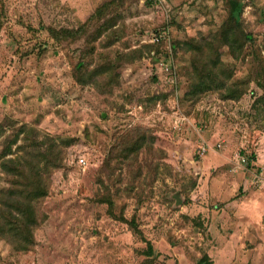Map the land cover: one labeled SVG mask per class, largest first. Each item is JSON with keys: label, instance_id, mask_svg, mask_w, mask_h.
I'll list each match as a JSON object with an SVG mask.
<instances>
[{"label": "rangeland", "instance_id": "obj_1", "mask_svg": "<svg viewBox=\"0 0 264 264\" xmlns=\"http://www.w3.org/2000/svg\"><path fill=\"white\" fill-rule=\"evenodd\" d=\"M0 6V191L50 184L0 264H264V0Z\"/></svg>", "mask_w": 264, "mask_h": 264}, {"label": "trees", "instance_id": "obj_2", "mask_svg": "<svg viewBox=\"0 0 264 264\" xmlns=\"http://www.w3.org/2000/svg\"><path fill=\"white\" fill-rule=\"evenodd\" d=\"M1 17L2 8L0 6V29L2 26ZM226 31H228L227 28ZM236 31L238 32V34L242 33L241 31H239V29H236ZM242 35V41L250 39V36L248 34L242 33ZM225 40L228 39L225 38ZM230 45L234 48L240 47H238L237 39L230 40ZM239 95L240 93L238 94V96ZM138 133L139 132H136V134ZM125 137H129V135ZM125 137H123L122 140L119 141L122 142ZM252 158H254L253 155L247 157L245 162L246 166H251V163L253 162ZM3 164H5V162L2 163V165ZM19 165L20 163L18 162L13 163L14 169L12 170L19 173ZM13 171L12 173H14ZM25 179L29 181L30 185L27 181H24V186L27 187V189H25L26 193L24 194L22 199H18L22 194V191L20 189L16 190L13 186L12 188L6 190L4 194H2L3 191H0V205L5 208L9 207L15 209L16 211L15 215H12L11 210H9L8 212L0 211V218H2V220L6 217L11 219L10 221L9 219H6L4 222L2 221L3 224L0 223V231H3V233L11 232L10 234L12 236V239L16 242V247L20 250H28L33 245L34 230L38 227L41 220L43 219V216L39 217L38 205L42 201V199L48 195L50 186L48 177L41 176L39 173L38 176L34 174L32 176H25ZM13 185H17V182H14ZM146 256H151L150 246L148 247Z\"/></svg>", "mask_w": 264, "mask_h": 264}, {"label": "built area", "instance_id": "obj_3", "mask_svg": "<svg viewBox=\"0 0 264 264\" xmlns=\"http://www.w3.org/2000/svg\"><path fill=\"white\" fill-rule=\"evenodd\" d=\"M163 36H165V32L164 31H161L159 34H158V37H163ZM165 69L167 70V67H165ZM202 151H204V148H202ZM240 156V159H241V161L242 162H246V159L244 158L245 156L244 155H241V154H239ZM244 156V157H243ZM78 162H79V165L80 166H83V165H85V160H84V158H79V160H78ZM256 183H263L264 184V181H263V179L261 178V177H257V179H256Z\"/></svg>", "mask_w": 264, "mask_h": 264}]
</instances>
